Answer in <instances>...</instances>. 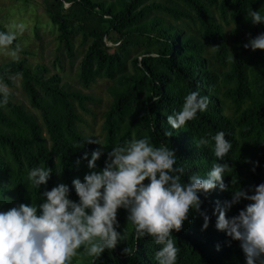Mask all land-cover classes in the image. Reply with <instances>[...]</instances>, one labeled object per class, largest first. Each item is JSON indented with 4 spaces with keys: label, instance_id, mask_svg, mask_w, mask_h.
Masks as SVG:
<instances>
[{
    "label": "trees",
    "instance_id": "16d2710c",
    "mask_svg": "<svg viewBox=\"0 0 264 264\" xmlns=\"http://www.w3.org/2000/svg\"><path fill=\"white\" fill-rule=\"evenodd\" d=\"M144 1L42 0L50 20L57 26V38L67 56H73L76 32L81 34L80 44L87 45L80 63L83 86L107 78L111 81L108 93L113 101L105 114L103 144H88L85 141L90 137L77 128L81 119L74 106L77 102L84 110L87 96L66 90L58 75H45L43 66L31 70L24 60L1 63L0 82L9 87L11 77L21 78L31 107L40 113L42 125L9 99L6 105L0 103V211L21 203L38 206L44 200L43 192L61 183L69 186V199L78 203L72 181L79 178L83 182L90 172L88 161L82 159L84 154L88 153L90 159L92 151H102L96 168L100 171L112 148L145 136L154 146L164 144L174 150L177 166L184 169L182 182L187 183L193 174L206 177L212 164L222 161L214 156V142L197 146L198 142L223 131L233 145L224 158L231 166L224 177L228 190L220 191L217 187L208 194H200L201 211L210 217L206 230H202L203 218L190 211L183 229L173 232L180 249L176 264H246L239 242L217 231V215L213 212L216 201L223 204L231 200L232 180L233 190L264 183V51L244 48L249 39L264 33V24L254 25L247 17L249 8L260 10L264 16V0H181L193 15L161 3L145 5ZM212 9L225 20L229 16L234 24L230 34L235 45L232 57L225 33L213 21ZM153 12L165 13L176 22L184 17L197 22L212 46L219 47L214 50L215 57L226 69L222 81L229 87L220 91L217 76L207 68L203 49L196 40L151 16ZM131 44L154 48L132 59V73L126 69ZM12 47H16V41ZM192 91L209 98L207 110L198 112L197 118L183 128L171 129L167 116L179 111ZM157 96L161 99L153 102ZM3 98L0 93V102ZM225 101L233 107L232 116L223 113ZM169 131L171 137L165 135ZM256 162L258 166L252 171ZM38 166L52 169L47 185L40 188L27 179L28 172ZM247 203L234 205L227 216L238 215ZM127 215L125 209L118 210L116 229L121 235L126 231L127 240L106 250L100 258L83 256V264H158L155 253L161 246L147 236L137 241ZM125 247L132 249L131 256L123 254ZM82 251L78 250V254Z\"/></svg>",
    "mask_w": 264,
    "mask_h": 264
},
{
    "label": "clouds",
    "instance_id": "9594fccd",
    "mask_svg": "<svg viewBox=\"0 0 264 264\" xmlns=\"http://www.w3.org/2000/svg\"><path fill=\"white\" fill-rule=\"evenodd\" d=\"M247 17L254 25L264 24L261 11L247 10ZM13 31H0V50L16 58L19 45L13 48L17 34L24 31V25H12ZM217 50L219 47H210ZM245 49L264 51V33L249 39ZM0 93L7 104L10 95L6 84L0 83ZM161 98L154 97L153 102ZM209 98L199 91L186 95L182 108L167 116V123L173 130L183 128L187 122L204 112ZM171 137L172 132H166ZM88 144H100L88 138ZM214 142V156L206 177L193 174L187 183L182 182L184 169L177 166V157L172 148L161 144L154 146L149 138L131 139L112 148L107 154L105 166L97 171V161L103 155L100 149L92 151L89 159L85 153L90 172L72 181L79 202L69 199V186L61 183L43 192V202L19 204L7 211H0V264H72L78 250L83 254L100 258L106 250H113L120 241L127 240L117 219L118 210L127 211V221L135 229V239L151 237L160 250L155 253L158 264H176L180 249L176 246L173 232H180L190 211L203 218L202 230L209 227L210 217L201 211L200 194H208L219 187L227 191L224 183L225 173L231 166L224 158L233 145L225 138L223 131L211 138L202 137L197 146H208ZM77 165L80 161L77 160ZM258 166L256 162L252 171ZM52 175L51 168L33 167L27 179L40 188L47 185ZM148 181V183H145ZM230 201L221 204L216 201L213 215H217L216 229L224 232L233 241H238L245 255L246 264H264V183L249 189L233 190ZM241 201L246 206L238 215L229 218L227 212ZM219 250V246H217ZM123 254L131 256L132 249L125 247Z\"/></svg>",
    "mask_w": 264,
    "mask_h": 264
},
{
    "label": "rangeland",
    "instance_id": "374dc122",
    "mask_svg": "<svg viewBox=\"0 0 264 264\" xmlns=\"http://www.w3.org/2000/svg\"><path fill=\"white\" fill-rule=\"evenodd\" d=\"M97 2H111L116 0H93ZM161 3L184 11L193 15L181 0H145L144 4ZM67 6V4H66ZM151 16H157L165 21L166 24L175 26L181 30L187 37L196 40L203 49V57L206 60L207 68L217 76V83L222 92L228 85L222 81L225 68L221 67L215 57V51L210 40L205 36L204 31L199 24L191 18H183L176 22L162 12H153ZM212 18L214 23L221 26L222 31L228 40L229 53L232 57L235 51V45L231 42L230 34L234 24L227 16L223 19L219 11L212 9ZM23 24L24 31L17 34L16 45H19V52L16 58L6 55L4 50H0V64L13 60H24L25 66L34 69L36 66H43L46 69L45 75H58L60 85L70 92H78L89 98L85 102L84 110L77 102H74L76 113L81 121L77 122V128L86 136L93 140H98L100 145L105 138L104 121L105 114L112 104V97L108 93V87L111 81L107 78H98L88 87H84L80 80V63L86 52L87 45L82 46L81 34L76 32L73 37V56L68 57L63 46L58 41L57 26L52 23L49 15L45 11L42 0H0V28L5 32L13 31L12 25ZM108 45H113L107 41ZM147 49L144 44H131L128 46L129 55L126 60V69L133 72L132 59L140 58ZM12 86H9L10 95L8 99L33 115L37 122L42 125L39 111L31 107L29 99L23 90L20 77H11ZM1 83V82H0ZM223 113L227 116L233 115V107L228 101L224 102ZM45 135V134H44ZM83 251L78 254L74 264H83Z\"/></svg>",
    "mask_w": 264,
    "mask_h": 264
},
{
    "label": "water",
    "instance_id": "95a60500",
    "mask_svg": "<svg viewBox=\"0 0 264 264\" xmlns=\"http://www.w3.org/2000/svg\"><path fill=\"white\" fill-rule=\"evenodd\" d=\"M68 6V5H67Z\"/></svg>",
    "mask_w": 264,
    "mask_h": 264
}]
</instances>
